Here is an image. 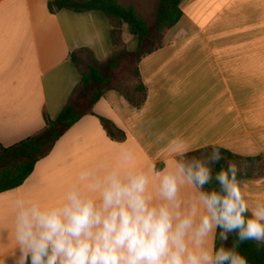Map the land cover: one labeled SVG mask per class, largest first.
<instances>
[{
  "label": "crops",
  "instance_id": "crops-1",
  "mask_svg": "<svg viewBox=\"0 0 264 264\" xmlns=\"http://www.w3.org/2000/svg\"><path fill=\"white\" fill-rule=\"evenodd\" d=\"M49 1L0 0V145L5 148L39 134L46 127L45 115L51 120L59 117L80 84V69L88 61V52L100 62L115 52L112 26L103 13L64 10L52 14ZM180 7L184 13L180 24L168 31L162 48L140 65L141 81L147 88L142 107L136 109L117 91L107 93L94 107V115L84 117L64 134L23 186L0 194V264H11L17 247L15 199L56 203L81 169L114 163L121 148L131 150L144 169L152 164L164 167L170 159L164 144L175 132L186 141L189 154L215 144L240 157V163L264 166V108L253 104L255 94L246 93V86H264V0H183ZM203 37H221L223 67L237 86V99L229 95L230 104L222 112L191 116L189 123L184 118L194 104L180 111L177 103L172 107L159 96L156 105L154 89L175 85L183 63L195 50L214 55L216 48L210 45H179L183 38L194 43ZM122 41L132 51L138 47L127 25L122 27ZM102 118L113 125L115 138L108 135ZM200 138L205 139L203 144L191 146ZM244 175L248 177L242 180L246 199L264 202V170Z\"/></svg>",
  "mask_w": 264,
  "mask_h": 264
},
{
  "label": "clouds",
  "instance_id": "clouds-1",
  "mask_svg": "<svg viewBox=\"0 0 264 264\" xmlns=\"http://www.w3.org/2000/svg\"><path fill=\"white\" fill-rule=\"evenodd\" d=\"M205 147L190 156L173 132L162 168L121 148L114 163L81 169L56 203L15 199L11 264H248L239 247L264 246V202L246 199L236 163L214 174L222 146Z\"/></svg>",
  "mask_w": 264,
  "mask_h": 264
},
{
  "label": "trees",
  "instance_id": "trees-1",
  "mask_svg": "<svg viewBox=\"0 0 264 264\" xmlns=\"http://www.w3.org/2000/svg\"><path fill=\"white\" fill-rule=\"evenodd\" d=\"M183 0H159L154 27L143 18L134 6H124L120 0H51L48 2V10L55 14L61 11H71L77 14L101 12L110 21L112 26L111 41L115 52L107 60L98 61L91 52H88V70L81 73V81L74 90L68 104L56 120H51L45 115L46 127L36 136L30 137L14 146L5 148L0 145V194L15 190L33 174L36 165L45 159L55 148L57 142L73 126L84 117L94 115V107L106 96L107 93L117 91L122 94L136 109H140L146 101L147 88L141 81L140 65L143 60L161 49L165 32L177 27L184 17L181 10ZM127 25L130 34L138 39V47L130 51L122 41V27ZM73 62L78 66L76 55ZM129 65L134 68V77L139 84L132 93L121 90L114 86L112 74L122 66ZM92 90L88 106L81 108L79 103L82 97ZM141 94L142 99L136 95ZM108 135L115 138L111 122L101 119ZM211 151L205 148L190 153L199 156L202 152ZM223 160L215 165V172L227 161L236 162L240 157L228 150L221 148ZM254 161L255 159H248ZM163 165H158V169ZM247 175H239L238 179L245 180ZM215 182L211 187H215ZM235 239L233 235L229 239V245ZM216 239V246H220ZM240 253L247 259L248 264H264V246L258 248L254 242H246L240 245Z\"/></svg>",
  "mask_w": 264,
  "mask_h": 264
},
{
  "label": "rangeland",
  "instance_id": "rangeland-1",
  "mask_svg": "<svg viewBox=\"0 0 264 264\" xmlns=\"http://www.w3.org/2000/svg\"><path fill=\"white\" fill-rule=\"evenodd\" d=\"M120 2L126 7L134 6L138 10L139 14L148 21L150 26L154 27L159 0H120ZM251 12L252 10L249 11V13ZM252 14H254V12ZM216 29H218V27H216ZM167 33L168 31L164 34L162 41L163 45L165 44L164 40ZM208 38L203 37L198 42L194 43H188V41L190 42V39L183 38L179 45H193L198 48L210 45L211 48H214V50L216 48V51L213 55L206 50H195L193 55H188V60L183 63L181 67V79L176 81L175 85L173 83H168L163 87H155L154 89L156 95L154 103L156 105L159 103V99L157 98L159 96L164 98L165 101L167 100V102H169L168 104H173L171 105L172 107H174L176 105L175 103H177V106L179 107L178 109H180V111H185L190 105L194 104L192 111L187 114V118H184V121L189 123L192 120L190 118L191 116H201L203 114H209L210 112L215 111L222 112L224 109H226L228 103L230 104V102H228L229 95L237 99V86H235L229 79L228 71L223 67L222 53L219 50V47H221V43L223 41L221 37L215 39H212L211 37ZM224 41H227V39ZM128 49L132 51L129 47ZM191 57H193V59H190ZM89 64L90 62L87 61L85 65L81 66L80 71L82 73L86 72L88 70ZM192 67L195 68V71L193 75H190V70ZM112 77L114 79V86H117L121 90L129 93H132L139 84L138 79H135L134 77V68L130 67L129 65L122 66L118 71L112 74ZM246 93L248 96L251 95L252 97L255 94V99H257V102L253 104L264 108L263 85L258 87H255L254 85L246 86ZM92 94L93 91L90 90L86 96L82 97L79 103L81 108L85 109L88 106ZM136 97L139 100L142 99L141 94H137ZM191 99H193V102H191ZM196 99L197 101L195 102ZM239 104L240 102L238 101L235 103L237 106ZM233 105V102H231L232 116L234 117L235 111L233 110ZM169 108L171 107H168L167 109ZM136 121H139V119L136 118ZM194 129L195 127H193V130ZM204 142L205 139L200 138L196 143H191V146H199ZM146 145L153 146L150 143H146ZM234 163H236L237 166L241 168V175H244L245 173L250 174L251 172L261 173L264 170V166L262 164L258 166L249 164L245 165L244 163H240V160Z\"/></svg>",
  "mask_w": 264,
  "mask_h": 264
}]
</instances>
